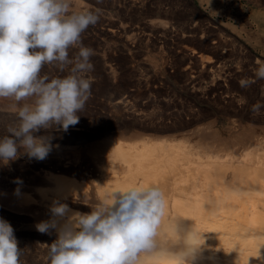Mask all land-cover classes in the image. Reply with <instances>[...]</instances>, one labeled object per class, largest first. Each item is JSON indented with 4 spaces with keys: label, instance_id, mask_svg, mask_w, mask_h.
Instances as JSON below:
<instances>
[{
    "label": "bare ground",
    "instance_id": "obj_1",
    "mask_svg": "<svg viewBox=\"0 0 264 264\" xmlns=\"http://www.w3.org/2000/svg\"><path fill=\"white\" fill-rule=\"evenodd\" d=\"M168 104L146 112L132 110V103H110L112 112L127 114V122L94 128L79 121L67 132L58 128L55 157L33 159L34 166H43L34 178L42 185L34 187V195L11 196L10 208L32 218L36 236L50 245L56 231L41 233L36 225L51 219L54 200L89 213L116 190L155 186L164 194V212L154 247L141 252L137 264H191L193 252L202 253L198 264H264V113H248L253 103L244 102L219 103L208 110ZM128 128L137 129L133 139L125 138L129 133L123 136ZM56 140L52 135L51 143Z\"/></svg>",
    "mask_w": 264,
    "mask_h": 264
},
{
    "label": "rangeland",
    "instance_id": "obj_2",
    "mask_svg": "<svg viewBox=\"0 0 264 264\" xmlns=\"http://www.w3.org/2000/svg\"><path fill=\"white\" fill-rule=\"evenodd\" d=\"M79 1L74 0L75 10H98L100 16L97 24L90 25L81 37L82 43L92 48L95 54L90 58L93 70L87 74L92 80L91 96L84 110L78 113L79 121L99 128L100 124L115 125L125 120L127 114L112 112L110 103H132V110L156 112L161 109L160 106H167L168 103L171 107L185 103L208 110L211 105L216 107L219 103L244 102L253 103L252 107L261 105L258 111L264 113V79L255 77L257 62L264 61V0ZM213 46L217 48L213 49ZM76 51L78 49H70L69 58ZM198 51L204 53V64ZM205 57L207 60L210 58L211 62L208 63ZM41 74L62 77L68 74V69L61 72L55 66L47 65ZM243 77L253 81L251 86H241L239 81L244 80ZM154 103L159 104V107ZM9 109L15 113L14 102L0 100V138L7 135V127L16 121V115ZM255 112L252 108L248 113ZM57 130L47 132L57 139L51 143L53 147L49 155L52 154V158L60 144L58 136H61V132ZM87 130L91 131L89 128ZM135 130L128 128L123 136L129 133L125 138L133 139L136 136ZM43 133L46 132L41 130L38 135ZM19 159L23 162L22 166ZM17 160L8 165L0 164V218L8 220L10 225L12 223L14 236L21 248L20 264H49V245L36 236L32 218L16 213L8 203L11 196L17 195L16 189H19L18 196L25 192L35 194L34 187L42 184L36 183L34 178L37 173H42L43 166H34V160L26 155ZM28 175L33 178H28ZM17 180L21 183H17Z\"/></svg>",
    "mask_w": 264,
    "mask_h": 264
},
{
    "label": "clouds",
    "instance_id": "obj_3",
    "mask_svg": "<svg viewBox=\"0 0 264 264\" xmlns=\"http://www.w3.org/2000/svg\"><path fill=\"white\" fill-rule=\"evenodd\" d=\"M97 11L75 10L74 0H0V100L14 102L16 121L0 138V164L20 156L42 161L52 150V129L67 132L91 96L94 50L82 43V33L97 24ZM78 49L72 58L69 50ZM256 79H264V61ZM52 65L66 76L41 74ZM253 81L241 80L247 87ZM261 105L253 107L258 111ZM17 183H21L19 180ZM19 194V189L15 190ZM164 194L155 186L116 190L89 213L73 211L54 200L51 219L37 231L55 230L49 264H137L139 254L154 247L164 212ZM21 248L10 223L0 218V264H20ZM202 253L193 252L191 264Z\"/></svg>",
    "mask_w": 264,
    "mask_h": 264
}]
</instances>
